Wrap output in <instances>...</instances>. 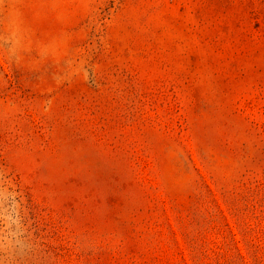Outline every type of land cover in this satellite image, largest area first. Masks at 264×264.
Segmentation results:
<instances>
[{
	"label": "rangeland",
	"instance_id": "obj_1",
	"mask_svg": "<svg viewBox=\"0 0 264 264\" xmlns=\"http://www.w3.org/2000/svg\"><path fill=\"white\" fill-rule=\"evenodd\" d=\"M0 264H264V0H0Z\"/></svg>",
	"mask_w": 264,
	"mask_h": 264
}]
</instances>
